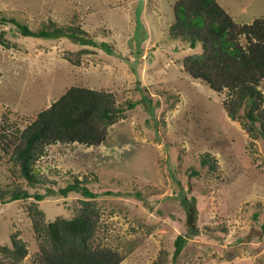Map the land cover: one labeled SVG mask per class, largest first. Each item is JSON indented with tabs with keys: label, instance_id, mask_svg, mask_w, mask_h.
I'll use <instances>...</instances> for the list:
<instances>
[{
	"label": "rangeland",
	"instance_id": "374dc122",
	"mask_svg": "<svg viewBox=\"0 0 264 264\" xmlns=\"http://www.w3.org/2000/svg\"><path fill=\"white\" fill-rule=\"evenodd\" d=\"M219 2L238 22L264 16V0ZM3 15L30 29L48 21L79 25L93 43L23 35L0 19V129L23 128L75 84L135 105L99 145L47 146L34 184L0 146V188L19 185L30 193L0 200V264H33L34 195H42L46 219L71 217L87 199L60 191L75 181L99 208L96 240L123 252L120 264H264V137L227 114L226 91L185 72L183 57L200 46L169 38L172 0H0ZM260 89L264 94V78ZM206 154L215 168L202 164ZM181 193L197 211L191 235ZM12 234L27 248L20 260ZM180 234L186 240L175 253Z\"/></svg>",
	"mask_w": 264,
	"mask_h": 264
},
{
	"label": "trees",
	"instance_id": "16d2710c",
	"mask_svg": "<svg viewBox=\"0 0 264 264\" xmlns=\"http://www.w3.org/2000/svg\"><path fill=\"white\" fill-rule=\"evenodd\" d=\"M172 11L173 20L167 31L169 38L192 48L200 46V51L183 57L185 72L215 91H226L223 105L227 114L232 119H239L252 135H257L254 133L257 128L264 137V94L260 89L264 78V16L250 22H238L219 0H172ZM0 19L17 24L23 35L66 36L78 43H93L79 25L62 27L48 21L37 29H30L13 17L3 15ZM72 60L79 63L78 59ZM246 103V110L241 114L239 109ZM134 105L133 101L127 105L118 104L114 94L105 89L71 85L48 106L35 112L23 128L9 130L2 127L0 146L5 154H9L19 173L34 184L39 181L36 162L46 153L47 146L58 142L99 145L106 140L110 125L127 107ZM200 160L210 168L216 166L209 154ZM70 190L80 191L87 198L71 217L46 219L38 202L42 195H34L29 213L39 245L34 252L33 264H120L124 253L95 238L100 212L89 199L92 193L78 181L67 184L60 191L66 195ZM180 195L187 215V233L191 235L195 230L197 211L184 193ZM27 197L30 193L19 185L0 188L1 201ZM12 235V254L20 260L27 248L20 238ZM185 240L184 235L177 236L175 253Z\"/></svg>",
	"mask_w": 264,
	"mask_h": 264
}]
</instances>
